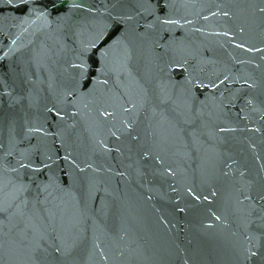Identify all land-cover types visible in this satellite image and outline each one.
<instances>
[{"label":"water","instance_id":"1","mask_svg":"<svg viewBox=\"0 0 264 264\" xmlns=\"http://www.w3.org/2000/svg\"><path fill=\"white\" fill-rule=\"evenodd\" d=\"M0 264H264V0H0Z\"/></svg>","mask_w":264,"mask_h":264}]
</instances>
